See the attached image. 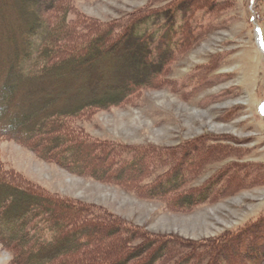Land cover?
<instances>
[{"label": "trees", "instance_id": "trees-1", "mask_svg": "<svg viewBox=\"0 0 264 264\" xmlns=\"http://www.w3.org/2000/svg\"><path fill=\"white\" fill-rule=\"evenodd\" d=\"M34 1L0 0V138L16 140L41 159L73 173L144 195L148 187L137 180L139 171L144 178L147 163L132 172L134 156L128 161L122 156L120 167L117 153L91 145L75 120L127 103L140 91L161 84L171 64L193 41V27L185 29L186 24L198 10L211 12V0H176L168 7L108 23L80 14L71 19L73 0ZM121 48L124 55H141L136 65L143 67L142 76L128 62L118 66L114 61ZM75 54L82 55L77 65L70 61ZM43 93L49 94L46 103L38 101ZM65 98L70 101L58 105ZM200 139L182 148H186L180 152L182 159L205 163L234 154L225 148L211 156V139ZM139 154L151 155L149 150ZM91 155L96 161L85 160ZM104 165L108 171L99 172L97 166L100 170ZM244 166L224 167L221 172L228 174L224 182H235ZM113 170H118L116 175ZM158 179H164L154 182L163 186L158 187L159 196L177 190L186 180L182 173ZM214 179L177 196L174 204L191 208L211 199L219 183ZM61 212L68 219L63 225ZM92 234L110 241L99 245L87 239ZM0 244L14 252L15 264H258L264 259V216L237 231L201 241L151 234L102 208L51 194L0 163Z\"/></svg>", "mask_w": 264, "mask_h": 264}, {"label": "rangeland", "instance_id": "rangeland-1", "mask_svg": "<svg viewBox=\"0 0 264 264\" xmlns=\"http://www.w3.org/2000/svg\"><path fill=\"white\" fill-rule=\"evenodd\" d=\"M174 1L73 0L75 13L70 18L80 14L108 23L138 11L165 8ZM34 2L29 0L30 4ZM211 3V12L197 9L186 24L185 29L193 27V41L171 64L161 84L140 91L127 103L75 120L91 145L117 153L116 164L120 167L124 164L122 156H134V164L129 165L132 172L137 166L141 169L144 161L147 163L144 178L139 171L137 180L148 187L144 195L89 174L73 173L41 159L16 140L0 138V163L4 169L20 174L51 194L102 208L151 234L201 241L237 231L264 216V115L260 111L264 106V0ZM176 30L181 34L180 29ZM122 49L114 61L118 66L128 62L137 68L133 72L142 76L143 67L136 65L141 55H124ZM81 57L75 54L70 61L77 65ZM60 76L66 74L57 75ZM48 95L41 94L38 101L46 103ZM69 101L65 98L58 105ZM208 138L214 149L211 156L225 148L234 154L228 150L231 153L205 163L182 159L180 152L185 151V145ZM194 148L192 145L191 150ZM138 149L149 150L151 155L144 158ZM85 160L93 162L96 158L91 155ZM233 163L245 165L234 178L235 182L243 181L238 188L233 181L224 182L228 174L221 172ZM97 169L108 171L106 165ZM117 171L113 170V175ZM181 173L186 180L179 188L159 196L158 190L163 186L156 185L155 180ZM214 177L219 183L211 199L191 208L181 209L174 204L177 196L199 190ZM21 203L26 201L21 199ZM60 218L64 220L60 225L68 221L64 212ZM96 236L92 234L87 239L99 245L110 241ZM65 242L70 245L71 239ZM13 255V251L0 244V264H15ZM258 264H264V259Z\"/></svg>", "mask_w": 264, "mask_h": 264}, {"label": "snow or ice", "instance_id": "snow-or-ice-1", "mask_svg": "<svg viewBox=\"0 0 264 264\" xmlns=\"http://www.w3.org/2000/svg\"><path fill=\"white\" fill-rule=\"evenodd\" d=\"M261 115H264V106L261 107Z\"/></svg>", "mask_w": 264, "mask_h": 264}]
</instances>
